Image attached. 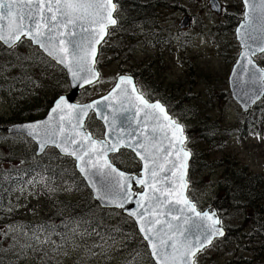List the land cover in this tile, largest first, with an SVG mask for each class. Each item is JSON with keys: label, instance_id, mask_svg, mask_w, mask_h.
I'll return each instance as SVG.
<instances>
[{"label": "rangeland", "instance_id": "374dc122", "mask_svg": "<svg viewBox=\"0 0 264 264\" xmlns=\"http://www.w3.org/2000/svg\"><path fill=\"white\" fill-rule=\"evenodd\" d=\"M138 1L155 2L156 15L161 19V21L159 19L160 29L156 22H151V27L134 22L113 28L108 43L110 48L104 52L99 65L101 79L88 86L89 92L84 94L81 100L88 101L108 93L120 75L135 76L136 74L137 87L146 97L156 100L166 98L170 100L171 105L189 102L195 105V108H185L186 111L179 108L180 118L183 121L177 118L185 124L190 134L193 129L210 121L217 127L218 136L224 137V146L211 151L206 149L208 141L204 142V139L203 142L195 141V137L192 136L191 146L195 151L199 152V149L203 151L202 156L208 160H222L233 156L240 165H247L248 170L264 174V100L248 111L250 114L252 112V118L242 117L247 123L249 120L253 122L245 132L240 131L241 115L245 113L232 96L230 98L223 94L225 91L231 93L229 75L240 51L235 33L237 26L234 25V20L233 22L229 20L235 13L243 16L242 0H219L223 8L221 14L211 9L210 0ZM127 8L129 3L125 0V10ZM119 13L122 15L121 12H117L118 16ZM186 16L190 17L189 26L183 28L180 23ZM126 17L125 13V19ZM258 61L264 66V55H260ZM21 97L29 98L19 90H16L14 95L10 92V96L5 93L0 94V127L2 128L0 170L2 167L9 168L12 163L18 164L23 160H29L37 151L36 143L30 138L22 134H9L7 131V127L15 124L12 123L10 99ZM88 123L90 129L96 130L101 122L91 118ZM116 161L124 169L140 165L138 159L125 150L116 155ZM222 174V166L212 170L205 169L201 175L196 174L199 180L207 179L206 185L203 184L204 189L200 185L192 189L194 198L202 203L204 208L214 206L211 202L219 190L218 180ZM33 185L34 181L28 186H21L20 189L6 191L7 198L3 203V209H0V214L4 215V218L0 219V227L16 224L19 221L38 222L50 212L51 205L47 196ZM68 194L74 195V192ZM117 211L122 212L118 209ZM122 214L125 215L123 212ZM117 219L120 220V215ZM245 241L250 248L231 246L226 239L218 240L199 254L196 259L197 264H207L209 259L211 264H226L229 256L236 255L240 259L239 264H244L242 261L244 257L255 258L254 264H264V252L256 248L255 236H247ZM0 242H3L2 249L9 251L11 239H0ZM117 250L118 247L113 246L106 251L103 250L102 253L93 252L87 249L85 242L72 239L58 251L54 259L56 264H84V262L141 264L143 262L142 258L129 256L128 251L119 255L121 251L116 253ZM9 252L14 258L15 255ZM147 252L150 256L149 250ZM255 252L260 253L259 256ZM38 254L29 251L26 256H20L19 264H34Z\"/></svg>", "mask_w": 264, "mask_h": 264}, {"label": "snow or ice", "instance_id": "6c2138e0", "mask_svg": "<svg viewBox=\"0 0 264 264\" xmlns=\"http://www.w3.org/2000/svg\"><path fill=\"white\" fill-rule=\"evenodd\" d=\"M242 3L245 6V15L241 28L244 29L246 35L245 47L248 50L244 56L246 62L252 64V60L247 58L249 53L264 55V0H242ZM213 7L223 11V8L215 3ZM115 8L116 4L113 0H0V42L10 49L14 48L17 43L25 41L34 43L48 57L67 69L70 76L69 82L74 89L83 88L85 85L91 86L101 79L93 67L97 62L94 45L103 40L106 22L112 25L117 23L116 19L112 17ZM97 15L101 17L100 20L95 19ZM253 67L255 66L253 65ZM236 75L237 79L248 75L249 81L252 83L260 82L261 94H264V69L248 72L242 64ZM125 81L131 82V78L121 75L108 96L90 104L76 105L69 102L68 97L58 96L49 110L50 115L44 121L29 122L12 129V131L25 133L27 137L36 142L39 152H44L49 145L58 148L65 142L73 145L71 152H67L66 149L63 151L75 159L79 172L88 177V183L99 193L97 196L99 201L118 207L130 216L141 220L147 213L149 216L148 225H161L162 227L166 225L163 237L160 236L161 229H156L155 240L152 235L148 234L152 231L151 228L141 226L139 229L141 233H145L143 238L150 246V255L154 262H158V264H196L197 254L203 251L208 244H211L214 237L224 235L223 229L218 227L221 221L214 218L215 214L197 211L194 205H186L189 214L194 213L202 221H210V223L197 224L194 231L179 223L183 219L186 224L187 216L174 215V213H184L185 209L183 208L169 207L165 213L177 221L175 225L166 220L151 219V217L159 215L156 205L181 203L179 200H169L168 196L174 190L172 177L183 166L179 162V153L183 151L182 147H176V157L170 160V157H173L174 146L182 144L177 133L183 132V126L177 124L168 115L163 105L158 102H150L143 95L136 97L141 102V107L136 109V113L139 114L143 108L144 114L140 120L136 119V115L132 116L131 121H135L137 125L142 121L147 124V117L151 115L152 124L158 126V128L154 127L151 133L144 131L138 133L136 129H132V123L129 122L128 128L131 131L123 137L109 128L105 130L102 138L92 139V134L83 125V118L87 116L88 110H97L98 105L108 101L112 94L117 92L120 82ZM249 81H244V83ZM129 92H135V88L133 87ZM125 95L127 96L128 92ZM242 95L247 97L249 103L258 98V96L249 95L247 91H244ZM105 107H111V105L106 104ZM102 119L107 122V115H104ZM52 120L57 121L55 127H49V121ZM73 120L76 121L75 124L72 123ZM65 123L73 130L78 127L82 128L83 139H77L81 133L58 139V136L64 132ZM169 129L170 131H168ZM158 130L160 136L155 135ZM119 131H124V129L121 128ZM141 135L144 137L143 140L140 138ZM165 139L168 141L167 145H164ZM85 140H88L89 143L85 144ZM97 144L100 145L99 148L96 147ZM121 146L133 149L136 156L144 162L151 179L145 181L142 176L126 174L115 168L107 159L102 163L95 162L106 157L108 153L119 151ZM149 148L152 151H148ZM146 152L147 154H145ZM154 152L163 153V155L157 156L153 154ZM149 160L152 161L151 166L147 163ZM157 160L162 162L157 163ZM96 178H99V185H97ZM158 180L165 183L166 188L157 187ZM39 182L45 183L44 178L41 177ZM133 184L139 185L141 189L146 185L152 190L153 206L151 208L142 202L141 198L146 195L143 190L131 191ZM161 196L164 197L163 200H161ZM132 197L135 199H131ZM128 204L136 205L141 211L137 213L127 208ZM70 231L79 235L80 238L91 235L100 236L95 228L81 231L79 226H74ZM51 235L52 233L48 232L43 225L34 230H26V226L16 224L0 227V239H11L9 251L17 259L22 255L26 256L29 251L43 252L46 255L44 246L47 244H52L53 248L58 250L59 246L52 241ZM18 236H23L25 243L21 244L17 239ZM100 238L104 239V237ZM61 240L67 243L69 236L65 235L61 237ZM96 248L103 251L102 244H97ZM0 264H3L2 258H0Z\"/></svg>", "mask_w": 264, "mask_h": 264}, {"label": "trees", "instance_id": "16d2710c", "mask_svg": "<svg viewBox=\"0 0 264 264\" xmlns=\"http://www.w3.org/2000/svg\"><path fill=\"white\" fill-rule=\"evenodd\" d=\"M115 1L118 6V12L122 13V15L119 13L117 26L121 27L122 24L125 26V24L139 22V24L151 27L150 23L156 22L160 29L161 19L156 15L155 2L128 0L129 8L125 10V0ZM229 18L231 17L229 16ZM241 19L242 15L235 13L229 21L233 22L234 20V25L237 26ZM114 29L110 31L100 47L98 65L102 62L101 57L104 52L110 48L108 43ZM16 90L29 96V98L10 99L13 116L12 123L34 121L45 116L53 105L54 100L58 96L69 92L70 84L66 71L30 42L19 43L12 49H8L0 43V94L5 93L10 96V92L14 95ZM88 92L89 89L87 87L79 96V101H82L81 98ZM223 94L231 98L229 91H225ZM148 98L150 99L151 97ZM160 100L181 121L183 120L180 118L179 108L183 111H186L185 108H195V105L191 102L187 104L173 103L171 105L170 100L166 98H160ZM243 116L246 117L245 119H250L252 118V112L251 114L249 112L242 114L241 120ZM245 119L241 121L240 131L246 132L253 122L249 120L247 123ZM88 129L97 137H100L104 131L101 123L96 130L90 129V125H88ZM192 131V134H190L187 128V146L193 152L190 170L191 193L189 194L191 198L198 203L199 207H204L202 203L194 198L192 189L197 188L198 185L204 189L203 186L206 185L205 181L207 179L199 180L196 174L199 173L201 175L205 169L212 170L222 166L223 174L218 180L219 190L211 203L218 209L222 224L227 229L223 239H226L231 246L237 245L248 249L250 245L245 241L247 236H255L257 241L256 248H260L263 253L264 174L248 170L247 165H240L233 156H228L222 160H208L202 156L204 155L203 151H200V149L199 152L195 151L193 146H191L193 143L191 142L192 136L195 137V141L203 142V139L204 142L208 141V148L206 149L211 151L224 146V137L218 136L217 127L210 121H206L203 126H198L197 129L195 128ZM33 156L29 160H23L18 164L12 163L9 168H1L0 209H3V203L7 198V185L20 189L21 186H28L34 181L33 186L38 187L39 191L44 192L45 196H47L51 208L43 220L38 222H16V225L26 226V230H34L43 225L48 232L52 233V241L59 246L57 250L53 248L52 244L45 245L44 248L47 254L44 255L43 252H39L38 259L35 260L34 264H56L54 258L66 244L61 240V237L65 235L69 236L68 242L72 239L85 242L87 249L93 252H103L101 249L96 248L97 244H102L105 251L115 246V248L118 247L116 253L121 251L118 253L119 255L128 251L129 256L138 259L142 258L143 262L141 264H155L147 252V243L138 231L135 221L116 209L102 208L93 198L86 181L76 170L74 161L70 157L62 156L53 148L48 149L42 155L38 156L35 153ZM112 159L119 167L123 168L116 161V155H113ZM139 169L140 165L125 167V170L134 173H137ZM41 177L45 181L43 184L39 182ZM71 192H74V195L68 194ZM118 215H120V220L117 219ZM1 218H4L3 213L0 214ZM74 226H79L81 231L95 228L100 233V236L91 235L80 238L79 235H75L70 231ZM100 237H104V239L102 240ZM17 239L21 244L25 243L23 236H18ZM2 243L0 242V258L3 259V264H19V259L13 261L16 257L12 258L9 251L6 252L2 249L4 248ZM229 251H231L230 248ZM259 254L256 253L257 256ZM254 260L255 258L253 257H244L242 261L244 264H254ZM259 260L263 261L261 258ZM239 262L240 259L237 255L235 257L229 256L226 264H239ZM84 264L89 263L84 262ZM207 264H211V259H209Z\"/></svg>", "mask_w": 264, "mask_h": 264}, {"label": "water", "instance_id": "95a60500", "mask_svg": "<svg viewBox=\"0 0 264 264\" xmlns=\"http://www.w3.org/2000/svg\"><path fill=\"white\" fill-rule=\"evenodd\" d=\"M113 2L115 3L114 0H113ZM214 3L216 5H219L221 7L220 1L219 0H210V5H211V8L214 11H216L217 13H221V11L219 10V8H214L213 7V4ZM89 11H91V10H89ZM116 11H117V5H116L115 10L112 12V17L114 19H116V21H118L117 18H116V16H115ZM244 15H245V6H244ZM95 19L100 20L101 17L99 15H97V16H95ZM189 20H190V17L189 16H186L184 18V20L180 23V26L183 27V28L184 27H188L189 26ZM243 23H244V19L236 27L235 33H236L237 41H238V43L240 45V53H239V56H238L236 62L234 63V65L232 67V70H231L230 75H229V81L228 82H229V87H230V91H231L232 98L235 100L236 103L239 104V106L241 107V109H242L243 112H248L251 108H253L257 103H259L264 98V94H261V88H262V86H261L260 82L252 83L251 81H249L248 75H243L241 77V79H237V75L236 74H237L238 71H240V66L242 64L244 65V69L247 70L248 72H251V71H254V70H260V69H264V68L256 60V57L259 56V54H257V55H252L251 53L248 54V57L247 58L250 59V60H252V62H253L252 64H248L246 62V60H245L244 53H246L248 50L245 47L246 35H245V32H244V29L241 28V25ZM116 25H117V23L115 25H112V24L106 22L105 34H104L103 40H101L99 44H95L94 45L95 50H96V61H97L98 56H99V51H100L101 44L107 38L108 33H109V30L111 28H113L114 26H116ZM0 43H2V42H0ZM249 43H251V41H249ZM32 44L34 46H36L34 43H32ZM5 47L9 48L8 46H5ZM45 55L47 56L46 53H45ZM50 59L53 60L52 58H50ZM55 63L57 65H59L57 62H55ZM96 64H97V62L93 66L94 67V70L97 71L99 73V75H100V71L96 67ZM253 65L255 67H253ZM59 66L62 67L66 71V73L68 75V78H69V81H70V76H69V73H68L67 69L64 66H62V65H59ZM120 76H118V78ZM124 76L130 77L131 78V82H126V81L125 82H120V88L117 90V92H115V93L112 94V96L109 98L108 101H105V102L101 103L100 105H98L97 106V110H88L87 116H85L83 118V125L85 127H86V123H87V120H88L89 116L92 113H94L96 119L99 120V121H101V123L104 125V133H105V130L106 129H109L110 128V129L116 131L118 133V135L121 136V137L125 136L127 132L131 131V129L128 128V123L129 122L132 123V129H136L138 133L141 132V131L151 133V130L154 127H157L158 128L157 125L152 124V122H151V115H149V117H147V121H148L147 124H145L142 121L139 125H137V123L135 121H131V117L132 116L136 115V119L137 120H140V118L144 114V109L143 108H141V111H140L139 114L136 113V109L141 107V102L139 100H137L136 97L138 95H143V94L139 92L138 87H137V84H136V80H135V77L134 76H132V75H124ZM118 78H117V80H118ZM244 81H249V82L244 83ZM70 86H71V84H70ZM87 86L88 85H85V87H87ZM85 87H83V88H75L74 89L71 86L70 92L67 93V94L61 95V96L68 97L69 98V102L75 103L76 105H85V104H90V103H92L94 101H99V100H101L102 97L108 96L109 93L112 92V90L114 88L113 87L110 90V92L107 93L104 96H101L99 98H95V99H93V100H91L89 102H86V103H79V102L76 101V99L81 94V91ZM133 87L135 88V92H129V90L132 89ZM244 91H247L249 93V95L258 96V98L254 102L249 103V102H247V97H244L242 95V93ZM126 92H128V95L127 96L125 95ZM150 102H158L161 105H163L164 106V109L166 110V112L168 113V115L170 117H172V115L169 113L167 107L161 101H157L156 100V101H150ZM106 104L111 105V107H107L106 108L105 107ZM64 107H66V105H64ZM149 111L151 112V110H149ZM48 115H50V112H48L45 117H43L41 119H38V120L27 121V122L13 124V125L7 127V131H8L9 134H22V135L27 136L25 133L17 132V131H12V129L18 128L19 126H21L23 124H26V123H29V122H42V121H44L47 118ZM104 115H107V122L104 119H102V117ZM172 119L177 124L182 125V124L178 123L173 117H172ZM72 123L75 124L76 121L73 120ZM56 124H57V121H55V120L49 121V127H55ZM41 127H42V125H41ZM121 128L124 129V131H119ZM87 131L92 134V137H91L92 139H100V138H96L93 135V133L90 132L88 129H87ZM168 131H170V129ZM82 132H83V129L82 128H79L78 127L75 130H73V129L69 128L67 126V124L65 123V125H64V132L62 134H60V136H58V139L62 138L63 136L74 135L76 133H81V135H78L77 136V139H83ZM155 135L156 136H160L159 130L155 133ZM177 135L181 139L182 144L181 145H178V146H174V148H173V157H170V160L171 159H174L176 157V151H175L176 147H182L183 148V151L179 153V162L183 166L181 168H179L176 171V175L174 177H172V182H173V185H174V190L171 192V195L168 196V199L171 200V201H177V200H179V201H181V203L174 204V205H169V204L156 205V209L158 210L159 215L156 216V217H151V219H153V220L159 219L161 221H165L166 220L168 223H171V224L175 225L177 223V221L173 220L172 219V216H167L165 213L167 212V209L169 207L183 208V209H185L184 213H182V214H180V213H174V215L187 216L188 217V222L186 224L184 223L183 219H181V221H179V223L183 227L189 228V229H191V230L194 231L195 230V226L197 224L210 223V221H207V220H203L202 221V219L200 217L195 216L194 213L193 214H189L187 212L186 205H189V204L190 205H194L197 211L209 212L210 214H213L214 213L215 214L214 218H218L220 221H221V218H220V215H219L217 209L214 206H210V207L202 210V209H200L198 207V205L196 204V202L190 198V196L188 194L189 187H190V181H189L188 176H189V171H190V162H191V158H192V153L185 146V144L187 142V135H186V133L184 131V127H183V132L182 133H177ZM140 138H141V140L144 139V137L142 135H141ZM167 142L168 141L165 139L164 140V145H167ZM84 143L85 144H88L89 141L88 140H85ZM122 143H123V141H122ZM157 143H159V141H157ZM49 147H53V148L57 149L58 152L61 155H63V156L71 157V156L65 154V152L63 150L66 149L67 152H71L74 146L68 144L67 142H65L64 144H61L59 148L58 147H55V146H52V145H49L47 148H49ZM96 147L99 148L100 145L97 144ZM46 149H45V151H46ZM122 149L130 150L136 156V154H135V152L133 151L132 148H126V147H123V146H121L120 149H119V151H117L115 153L120 152ZM148 151H152V149L149 148ZM44 152H39L37 150V155H41ZM115 153H108L106 157H102L101 160L95 161V162L96 163H102L105 159H107L109 162H111L114 165L115 168L119 169L120 171L125 172L126 174H132V175H135V176H138V177L139 176H142V178L145 181H148L149 179H151L148 170L144 166V162H142L137 156H136V158H138L139 161L141 162V168H140L138 174H134L132 172H129V171H126V170H123V169L119 168L112 161L111 155H113ZM185 153H187V155H185ZM145 154H147V152ZM153 154L154 155H157V156H162L163 155V153H159V152H154ZM71 158H73V157H71ZM73 160L75 161L74 158H73ZM161 162H162L161 160H157V163H161ZM147 163H148L149 166L152 165V161L151 160L147 161ZM75 166H76V170L79 172L76 161H75ZM80 166L82 167L83 165L81 164ZM80 175L86 181L89 189L92 192L93 198L100 204V206L102 208L122 210V209H120L118 207L110 206L108 204H105V203L99 201L97 199V196L99 195V193L96 192V189L92 185H90L88 183V177L85 174H81L80 173ZM96 179H97V185H99V178H96ZM156 184H157V187H159V188H166L165 183H163L162 181H159L158 180L156 182ZM141 190H143L146 193V195L143 198H141L142 199V202L145 203L147 207L151 208L153 206V201L151 199L152 198V190L149 189L146 185H145V187L143 189H141L140 186L139 185H136V184H133L131 186V191H133V192H139ZM131 199H135V197H132ZM163 199H164V197L161 196V200H163ZM126 207L129 208V209H131V210H133V211H136L137 213L141 211V209L139 207H137L136 205H134V204H128V205H126ZM122 212L125 215L129 216L130 218H132L135 221L136 226L138 228V231H139V229H140L141 226H144L145 228H151L152 231L150 233H148V234L149 235H152L153 238H154V240H155L156 239V229H161L160 236H162V237L164 236V232L166 230V225H164L163 227L161 225H148L147 224V221L149 219V216L147 215V213L145 214L144 219L141 220V219L134 218V217L130 216L129 214H127L123 210H122ZM218 227H221L223 229L224 235L223 236L214 237L212 239L211 244H208L206 246V248L209 247V246H211L212 243L216 239H221V238H223L226 235L227 230L222 225V221H221V224L218 225ZM140 234H141L142 237H144V235H145V233H141V232H140ZM164 238L166 239L167 237H164ZM156 242L159 243L158 240H156ZM146 243H147L148 248H149V251H150V246H149V244H148L147 241H146ZM155 264H158V262H155Z\"/></svg>", "mask_w": 264, "mask_h": 264}, {"label": "flooded vegetation", "instance_id": "af4514ba", "mask_svg": "<svg viewBox=\"0 0 264 264\" xmlns=\"http://www.w3.org/2000/svg\"><path fill=\"white\" fill-rule=\"evenodd\" d=\"M132 1V0H130ZM133 1H138V0H133ZM0 130L2 131V128L0 127ZM14 188L13 186L7 185L6 191H12Z\"/></svg>", "mask_w": 264, "mask_h": 264}, {"label": "bare ground", "instance_id": "6f19581e", "mask_svg": "<svg viewBox=\"0 0 264 264\" xmlns=\"http://www.w3.org/2000/svg\"><path fill=\"white\" fill-rule=\"evenodd\" d=\"M48 112H49V111H48ZM48 112H47V113H48Z\"/></svg>", "mask_w": 264, "mask_h": 264}]
</instances>
